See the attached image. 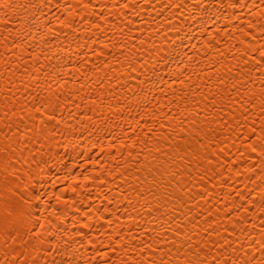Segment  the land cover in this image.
Here are the masks:
<instances>
[{
  "label": "bare ground",
  "instance_id": "obj_1",
  "mask_svg": "<svg viewBox=\"0 0 264 264\" xmlns=\"http://www.w3.org/2000/svg\"><path fill=\"white\" fill-rule=\"evenodd\" d=\"M262 54L264 0H0V264H264Z\"/></svg>",
  "mask_w": 264,
  "mask_h": 264
},
{
  "label": "snow or ice",
  "instance_id": "obj_2",
  "mask_svg": "<svg viewBox=\"0 0 264 264\" xmlns=\"http://www.w3.org/2000/svg\"><path fill=\"white\" fill-rule=\"evenodd\" d=\"M262 55H264V54H262ZM253 150H255V149H253Z\"/></svg>",
  "mask_w": 264,
  "mask_h": 264
}]
</instances>
